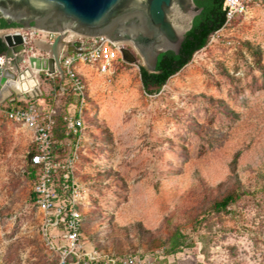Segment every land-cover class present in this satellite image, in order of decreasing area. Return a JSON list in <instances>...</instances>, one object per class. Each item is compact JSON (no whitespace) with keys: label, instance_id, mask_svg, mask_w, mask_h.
Returning a JSON list of instances; mask_svg holds the SVG:
<instances>
[{"label":"rangeland","instance_id":"374dc122","mask_svg":"<svg viewBox=\"0 0 264 264\" xmlns=\"http://www.w3.org/2000/svg\"><path fill=\"white\" fill-rule=\"evenodd\" d=\"M136 58L108 73L75 64L86 94L74 170L86 243L155 264H264V0L210 33L161 87L143 89ZM34 74L31 89L0 91V264L56 261L30 195L32 131L4 110L9 91L56 115L73 96L58 94L55 71ZM230 192L238 197L215 211ZM175 232L183 246L168 253Z\"/></svg>","mask_w":264,"mask_h":264},{"label":"built area","instance_id":"2783aa9c","mask_svg":"<svg viewBox=\"0 0 264 264\" xmlns=\"http://www.w3.org/2000/svg\"><path fill=\"white\" fill-rule=\"evenodd\" d=\"M250 1L261 0H223L225 23L243 11ZM6 33H18L22 37L23 48L19 52L22 55L19 63L21 72L30 68L29 56L38 60L51 57L50 44L57 35L36 27L1 28L0 38L5 46L3 36ZM62 43L65 46L58 50L61 70L54 64L50 72L55 71L59 77L58 94L73 96L65 102L61 113L63 138H55L56 114L51 109L46 111L37 103L25 99L23 106L6 105L4 110L6 118L22 123L32 131L29 164L34 177L31 192L39 215L41 242L56 258L50 264H155L152 254L108 253L86 243L80 211L81 188L74 176L77 145L83 127L82 109L86 103L85 87L76 70V62L90 64L100 73H108L114 64L128 63L122 56V47L129 48L135 56L138 54L131 45L112 41L104 35L76 34ZM4 52L0 53V65L14 70ZM48 53V57H44ZM8 94L9 102L18 101L11 97V91ZM26 96L24 93L23 97Z\"/></svg>","mask_w":264,"mask_h":264},{"label":"water","instance_id":"95a60500","mask_svg":"<svg viewBox=\"0 0 264 264\" xmlns=\"http://www.w3.org/2000/svg\"><path fill=\"white\" fill-rule=\"evenodd\" d=\"M200 11L201 7L194 0H0V19L8 25L57 33L50 44L49 58L59 71L61 33L72 31L129 42L142 65L152 72L160 53L167 50L178 53L185 33ZM3 40L6 43L4 55L14 65V70L0 65V91L9 79H16L21 72L19 52L23 48L18 33H6ZM121 53L128 63L136 61L129 48L122 47ZM28 62L29 66L38 65L39 60L29 56Z\"/></svg>","mask_w":264,"mask_h":264},{"label":"trees","instance_id":"16d2710c","mask_svg":"<svg viewBox=\"0 0 264 264\" xmlns=\"http://www.w3.org/2000/svg\"><path fill=\"white\" fill-rule=\"evenodd\" d=\"M194 2L201 7V11L193 18L192 26L185 33L178 53L175 54L170 50L160 53L157 57L155 70L152 72H149L143 65L139 66V79L144 90H148L149 87H161L171 75L189 61L195 51L205 45L209 34L218 30L225 23L223 0H194ZM13 26L16 25H8L4 20L0 19V29ZM5 49L6 46L0 38V53H3ZM58 81L59 77L57 76L56 87H58ZM19 102L14 100L13 105H24ZM54 118L57 124L61 122V113L55 115ZM27 176L31 180L34 177V171L30 164L27 169ZM30 195L33 202V193L31 192ZM237 197V193H226L212 202V208L215 211H223ZM182 246L183 240L180 239L179 233L175 232L170 239L167 252L174 253Z\"/></svg>","mask_w":264,"mask_h":264},{"label":"bare ground","instance_id":"6f19581e","mask_svg":"<svg viewBox=\"0 0 264 264\" xmlns=\"http://www.w3.org/2000/svg\"><path fill=\"white\" fill-rule=\"evenodd\" d=\"M75 35H76V33L72 32V31H68L66 33H61L62 41L65 42V41L71 39L72 37H74ZM119 43H125V44L131 45L127 41H119ZM64 46L65 45L61 42L58 45V49L62 48ZM53 65H54V61L51 60V58L41 59V60H39L38 65H36V63H34L32 66H30V68H26L25 70L20 72L16 79H9L6 82L5 87L12 85L21 91H26L28 89H31V87L36 86V84H37V80H36L34 73H36L41 68L52 71ZM13 66L14 65L12 64V67Z\"/></svg>","mask_w":264,"mask_h":264}]
</instances>
